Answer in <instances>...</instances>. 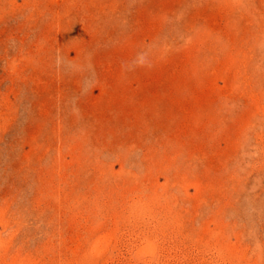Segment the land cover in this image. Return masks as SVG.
<instances>
[{
    "label": "rangeland",
    "instance_id": "374dc122",
    "mask_svg": "<svg viewBox=\"0 0 264 264\" xmlns=\"http://www.w3.org/2000/svg\"><path fill=\"white\" fill-rule=\"evenodd\" d=\"M0 264H264V0H0Z\"/></svg>",
    "mask_w": 264,
    "mask_h": 264
}]
</instances>
